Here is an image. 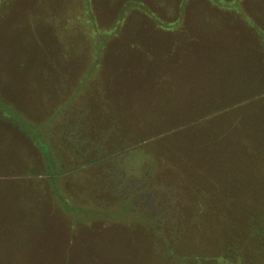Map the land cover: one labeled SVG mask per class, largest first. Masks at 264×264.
I'll use <instances>...</instances> for the list:
<instances>
[{
    "label": "rangeland",
    "instance_id": "obj_1",
    "mask_svg": "<svg viewBox=\"0 0 264 264\" xmlns=\"http://www.w3.org/2000/svg\"><path fill=\"white\" fill-rule=\"evenodd\" d=\"M216 1L0 0V264H229L248 243L264 37L242 20L264 32V0Z\"/></svg>",
    "mask_w": 264,
    "mask_h": 264
},
{
    "label": "trees",
    "instance_id": "obj_2",
    "mask_svg": "<svg viewBox=\"0 0 264 264\" xmlns=\"http://www.w3.org/2000/svg\"><path fill=\"white\" fill-rule=\"evenodd\" d=\"M205 1H207L208 3L209 2L213 3L214 1L216 4H218L216 0H205ZM91 5H92L91 7L93 8L94 5L93 4ZM166 8L167 9H164V10H167L168 12H172L170 14L171 16L177 14L176 7L167 5ZM147 12L150 13L151 16L153 15L155 17H159V18L161 17V15L157 13V11L156 12L151 11L149 7H148ZM147 12H145V14H148ZM260 39H263V38H260ZM258 41L259 42L261 41L263 43L262 40L258 39ZM263 212H264V203L262 202V209L254 210L253 212H249L248 215H245V216H248L246 217V226L249 227V232H248V237H247L248 243L245 244L246 240L242 242L241 247L237 248V250L235 251V255L228 259L229 264H264V252H263V249H264V231H263L264 220H260V217H262L261 214ZM259 223H261V225H259ZM234 239H235L234 244L231 247L236 248L240 242L241 237L234 238ZM249 245H253L254 248L251 251L249 248H247L250 251V253L248 254L246 253L245 250L243 251V249L246 247H249ZM203 259L205 260V258ZM191 264H199V263L193 262ZM203 264H226V261H224L223 258L222 260H216V259L213 260L212 257H210V260L207 262H203Z\"/></svg>",
    "mask_w": 264,
    "mask_h": 264
},
{
    "label": "crops",
    "instance_id": "obj_3",
    "mask_svg": "<svg viewBox=\"0 0 264 264\" xmlns=\"http://www.w3.org/2000/svg\"><path fill=\"white\" fill-rule=\"evenodd\" d=\"M242 2L243 1H246V0H241ZM247 13V12H246ZM253 19V18H252ZM255 20V19H254ZM248 27V29L250 31H252L253 33H255L256 37L258 39L260 38H263V31L259 30L258 27H262L261 23H259L257 20H255L252 24H249L248 21L246 20H242ZM0 178H4L3 176H0Z\"/></svg>",
    "mask_w": 264,
    "mask_h": 264
}]
</instances>
